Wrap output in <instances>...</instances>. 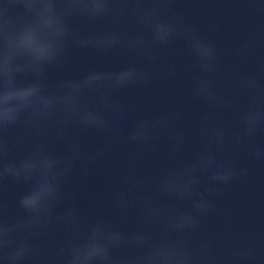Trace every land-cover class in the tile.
Returning <instances> with one entry per match:
<instances>
[{
	"label": "clouds",
	"instance_id": "9594fccd",
	"mask_svg": "<svg viewBox=\"0 0 264 264\" xmlns=\"http://www.w3.org/2000/svg\"><path fill=\"white\" fill-rule=\"evenodd\" d=\"M255 4L256 0H249ZM172 0H2L0 3V264H257L255 245L244 241L226 255L219 254L211 239L191 240L201 228V217L214 213L217 185L245 178L248 168L238 166L234 154L255 145L264 136V82L255 76L235 79L231 86L246 97L237 113L238 130L213 125L201 114L199 136L203 143L196 155L180 160L187 136L173 126L178 109L154 119L137 120L119 135L129 144L155 154L158 131L172 141L167 155L174 162L155 177L133 181V161L113 190V206L120 215L137 213L136 231H125L102 219L84 221L77 193L68 191L71 179L89 177L94 166L110 161V148L91 153L68 132L69 125L93 130L105 137L114 132L111 119H126L127 110L114 94L146 83L157 56L155 45L177 40L194 59L192 96L209 108L232 107L230 99L215 90L216 48L199 32L171 13ZM22 9V11H17ZM76 19L89 23L110 21L103 34L83 35ZM132 21L145 34L128 35L121 25ZM93 49L101 54L114 50L135 52L147 66L132 64L118 71H92L78 79L48 82L52 68L63 65L70 48ZM251 47L245 43L241 55ZM172 65L162 78L172 76ZM65 145L56 152L53 144ZM250 158L264 163V144L255 145ZM152 185L155 195L143 192ZM11 185L24 190L10 215L5 191ZM127 186V188L125 187ZM139 191V195H137ZM172 201L164 206L160 201ZM187 202L190 207L180 205ZM157 228L158 234L151 229ZM61 229L67 235L54 253L42 242Z\"/></svg>",
	"mask_w": 264,
	"mask_h": 264
},
{
	"label": "water",
	"instance_id": "95a60500",
	"mask_svg": "<svg viewBox=\"0 0 264 264\" xmlns=\"http://www.w3.org/2000/svg\"><path fill=\"white\" fill-rule=\"evenodd\" d=\"M169 9L171 13L181 15L187 24L215 46L218 64L214 77L215 90L230 99L232 107L209 108L203 101L193 98L195 73L192 65L195 61L187 53L182 40L167 47L155 45L151 51L158 59L150 66L151 79L114 94V99L127 110L128 117L123 120L111 119L114 127L111 136L81 130L75 125L68 126L69 134L82 145L85 152L91 153L103 146L113 153L110 161H101L94 166L91 176L76 175L67 185L68 191L77 193L76 203L88 224L102 219L115 223L125 231L138 230L135 211L124 216L114 208L113 190L133 161L136 163L133 181L155 177L174 163L167 159L172 144L167 132L158 131L155 154L126 143L120 133L130 129L137 120L154 119L166 110L178 109L180 118L173 121V126L187 136L179 159H191L203 143L198 134L202 113L207 111L210 114L213 125L224 126L230 132L238 130L237 113L246 106V97L231 86V81L255 76L264 82V0H256L255 4L249 0H172ZM73 25L83 35H100L112 26L107 20L89 23L81 19H76ZM121 29L126 36L145 34L131 20L121 25ZM245 43H250L251 47L246 55H241L240 49ZM132 64L147 66V61L135 52L126 53L119 49L110 54H101L90 48L81 50L72 47L63 65L50 70L48 82L55 85L58 81L78 79L92 71H118ZM172 65L175 66V73L167 79L162 78ZM260 144H264V136L256 138L255 145ZM255 145H245L239 153L234 154L237 165L248 168V175L228 185L216 186L222 190V194L208 198L215 202L217 210L200 218L202 226L192 234L191 240L198 243L211 239L221 255L249 241L255 245L257 264H264V163L250 158ZM52 147L54 151L61 152L65 145L54 143ZM23 190L22 185H11L6 189L5 199L10 215L15 213V200ZM143 192L155 195L150 183L145 184ZM136 194L139 195V191ZM160 203L169 207L174 204L166 200ZM180 206L185 209L190 207L187 202ZM151 230L158 234L157 228ZM66 235L57 229L42 243L51 254L60 247Z\"/></svg>",
	"mask_w": 264,
	"mask_h": 264
}]
</instances>
